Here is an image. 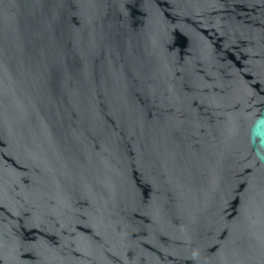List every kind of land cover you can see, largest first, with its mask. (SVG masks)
Returning <instances> with one entry per match:
<instances>
[{
    "label": "water",
    "instance_id": "obj_1",
    "mask_svg": "<svg viewBox=\"0 0 264 264\" xmlns=\"http://www.w3.org/2000/svg\"><path fill=\"white\" fill-rule=\"evenodd\" d=\"M0 264H264V0H0Z\"/></svg>",
    "mask_w": 264,
    "mask_h": 264
}]
</instances>
